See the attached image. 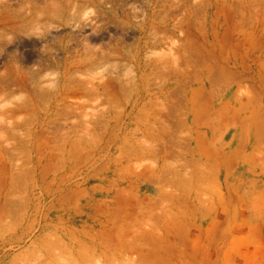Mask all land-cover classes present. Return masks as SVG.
Segmentation results:
<instances>
[{"label":"rangeland","instance_id":"1","mask_svg":"<svg viewBox=\"0 0 264 264\" xmlns=\"http://www.w3.org/2000/svg\"><path fill=\"white\" fill-rule=\"evenodd\" d=\"M0 264H264V0H0Z\"/></svg>","mask_w":264,"mask_h":264},{"label":"bare ground","instance_id":"2","mask_svg":"<svg viewBox=\"0 0 264 264\" xmlns=\"http://www.w3.org/2000/svg\"><path fill=\"white\" fill-rule=\"evenodd\" d=\"M23 84H25V83H23L22 81H17V83H16V87H17V88H19V87L21 88ZM25 87H26V86H25ZM25 87H24V88H25ZM63 258H65V257H63ZM69 258H70V257H69ZM65 259H66V258H65Z\"/></svg>","mask_w":264,"mask_h":264}]
</instances>
